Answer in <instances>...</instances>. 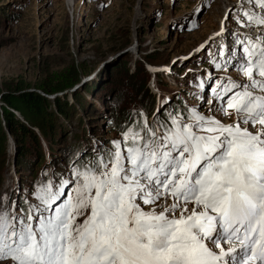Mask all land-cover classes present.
<instances>
[{
    "label": "snow or ice",
    "instance_id": "snow-or-ice-1",
    "mask_svg": "<svg viewBox=\"0 0 264 264\" xmlns=\"http://www.w3.org/2000/svg\"><path fill=\"white\" fill-rule=\"evenodd\" d=\"M234 11L258 34L214 54V69L239 73L209 81L214 114L130 126L34 189L36 204L0 208V264H264V0Z\"/></svg>",
    "mask_w": 264,
    "mask_h": 264
},
{
    "label": "rangeland",
    "instance_id": "rangeland-1",
    "mask_svg": "<svg viewBox=\"0 0 264 264\" xmlns=\"http://www.w3.org/2000/svg\"><path fill=\"white\" fill-rule=\"evenodd\" d=\"M236 2L240 5L242 0H0V106L1 93L14 97L36 92L51 101L66 97L69 104L75 95L78 97L82 108L76 106L77 115L71 122L59 120L63 137L54 144L66 150V154H59L60 161L67 165L65 178L76 167L67 162L70 149L66 143L80 136L83 127L89 130L85 138L90 141L85 140L93 152L100 154L103 143L113 144L123 137L111 128L114 109L126 107L130 115L137 109L144 115L145 108L138 103L140 95L132 88L134 83L126 70L137 72L135 62H143L148 54L156 66L145 65L150 72L148 87L160 106L166 103L169 107L176 97L183 99L189 109L203 108L205 114L213 115L211 105L204 106L200 99L211 97L209 89L214 86L209 81L213 77L239 78L232 69L221 71L211 66L223 42L220 33L228 34L227 44L231 46L237 38L243 40L239 34L252 32L251 27L237 22ZM225 4L230 6L226 9ZM150 68L159 71L154 74ZM157 75L169 86L159 87ZM203 77L207 87L200 91L194 79ZM62 86V90L58 88ZM45 87L56 92L47 95ZM216 115L226 123L234 118ZM80 118H84V126ZM45 144L42 142V154L47 166L41 170L33 145L26 158H15L17 144L8 138L0 208H8L15 196L23 197L21 191L28 186L41 184L37 181L42 172L46 177L53 175L55 168ZM171 202L161 200L158 204ZM36 203L34 198L32 204ZM151 207L147 205L145 210ZM187 207L191 212L193 205Z\"/></svg>",
    "mask_w": 264,
    "mask_h": 264
},
{
    "label": "trees",
    "instance_id": "trees-1",
    "mask_svg": "<svg viewBox=\"0 0 264 264\" xmlns=\"http://www.w3.org/2000/svg\"><path fill=\"white\" fill-rule=\"evenodd\" d=\"M149 57H152V55L148 54L144 56L143 62L140 60H137L135 62L137 72L132 74L128 69L126 70L127 75L134 83L132 84V88L136 91L137 94L140 95V100L138 103L145 108V113L143 115L137 109H135L130 115L128 108L126 107L116 110L114 109V119L111 123V128L116 130L118 136H124L125 129H128L130 126L131 128L135 129L145 123L147 125H152L153 123H161L169 117V114L172 113L171 111L182 112L185 109H189V107L183 103V99L173 97L172 99H174V101L171 104L172 110L170 109V106L168 107L165 105L166 103H162L161 106H159V110L156 112L158 101L148 87L150 72L145 67V65L149 64L152 67L156 66L152 64ZM201 57L206 58L203 56ZM207 66H209V64H207ZM211 66H213V64H211ZM156 77L159 79V87L169 86V83H165L162 77L158 75ZM194 80L198 82V86H196V88H199L200 91L206 90L207 86L204 83L206 81V78H196ZM58 88L63 89L64 87L62 86ZM43 92L47 95H51L56 91L50 90L45 87ZM174 93H176V91ZM65 98H55V100L51 101L50 99H47L46 97L36 92H22L18 96L14 97L12 94L1 93L2 105L0 106V185L3 180L1 174L3 168L2 163L6 160L5 146L9 137H11L12 140L17 144L16 150L14 151L15 158L17 156H19L20 158H26V155L30 153L29 146L31 145H33L32 147L36 148L38 152V158L36 160L38 162V159H40L38 167L41 168V170L47 166V164L44 166L47 158H45L44 154H42V142L45 141V145H47V147L50 149L49 159L52 163L53 168H55L52 179L56 180L57 178H65L63 175H65L66 173L67 165H65V162L60 161L61 156H59V154H61V152H64L66 154V150L61 151L62 149L60 148V146L54 145L59 143V141L63 137V129L61 128L62 123H60L59 120L62 119L63 121L71 122L77 115L76 106L82 108V104L80 103L76 95L74 96V99L70 104L68 103L69 101ZM169 99L171 98L169 97ZM134 105L136 106V102ZM16 112H18L19 115H17ZM151 119H153V121H151ZM79 120L80 125L84 126V118L82 121L81 118ZM85 129L86 128L83 127L82 134L78 137L76 135L73 142L71 139L66 143L70 149H68L69 152L67 153L69 155V160H67V162L72 166L78 167L80 164L90 163L99 157V155L101 154V150H103L104 152H108L113 148L112 143L108 142L106 144H102V141H99V143L102 144L99 150L100 154L93 152V150L91 149V144L86 141L89 139L85 138L89 135V130ZM20 158L18 159L20 160ZM32 165L33 162L31 163V166ZM46 178L47 177L44 176V172H42V176L38 179L37 182H45L46 180H48V178ZM40 185V183L37 184L36 187L30 185L27 187V189H25V191L22 192L34 199L35 197L31 196L30 194L33 193L34 189L39 188ZM25 186L26 185L24 184V187ZM18 197H16L15 199L18 201L17 205L27 208L29 202H27L24 197Z\"/></svg>",
    "mask_w": 264,
    "mask_h": 264
},
{
    "label": "bare ground",
    "instance_id": "bare-ground-1",
    "mask_svg": "<svg viewBox=\"0 0 264 264\" xmlns=\"http://www.w3.org/2000/svg\"><path fill=\"white\" fill-rule=\"evenodd\" d=\"M234 2V1H233ZM226 3V2H225ZM239 4H237V2H236V4L234 5V8H236L237 6H238ZM230 6V4H225V8L227 9L228 7ZM232 6V5H231ZM221 34V39L223 40V42H227V40H228V34L227 35H225V32H221L220 33ZM230 43V42H229ZM49 160V159H48ZM19 198V197H18Z\"/></svg>",
    "mask_w": 264,
    "mask_h": 264
},
{
    "label": "water",
    "instance_id": "water-1",
    "mask_svg": "<svg viewBox=\"0 0 264 264\" xmlns=\"http://www.w3.org/2000/svg\"><path fill=\"white\" fill-rule=\"evenodd\" d=\"M150 70H151V71H156V69H151V68H150Z\"/></svg>",
    "mask_w": 264,
    "mask_h": 264
}]
</instances>
